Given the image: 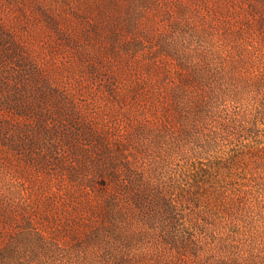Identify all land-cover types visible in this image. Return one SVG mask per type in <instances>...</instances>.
<instances>
[{"label": "rangeland", "instance_id": "obj_1", "mask_svg": "<svg viewBox=\"0 0 264 264\" xmlns=\"http://www.w3.org/2000/svg\"><path fill=\"white\" fill-rule=\"evenodd\" d=\"M0 264H264V0H0Z\"/></svg>", "mask_w": 264, "mask_h": 264}]
</instances>
